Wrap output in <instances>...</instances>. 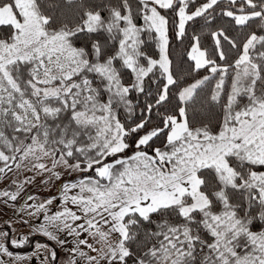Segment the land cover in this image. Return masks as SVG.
<instances>
[{"label": "snow or ice", "instance_id": "snow-or-ice-1", "mask_svg": "<svg viewBox=\"0 0 264 264\" xmlns=\"http://www.w3.org/2000/svg\"><path fill=\"white\" fill-rule=\"evenodd\" d=\"M0 183V264H264V0H0Z\"/></svg>", "mask_w": 264, "mask_h": 264}, {"label": "rangeland", "instance_id": "rangeland-1", "mask_svg": "<svg viewBox=\"0 0 264 264\" xmlns=\"http://www.w3.org/2000/svg\"><path fill=\"white\" fill-rule=\"evenodd\" d=\"M92 173H87L85 175H91ZM82 175L80 173L73 174L71 177L65 175L64 179H75L77 176ZM58 186V184H57ZM57 186H48V187H41L40 181L38 180L33 186L28 188L29 192H33L38 194L39 197H51L57 194L56 188ZM4 187V183H0V188ZM11 215V210H8L7 213H0V229H2L5 224L7 223L9 216ZM13 224H15V228H13V232H23V233H28L30 232V229L27 227L21 228L19 224H17L15 221H13ZM39 237L38 240H43L44 238Z\"/></svg>", "mask_w": 264, "mask_h": 264}, {"label": "trees", "instance_id": "trees-1", "mask_svg": "<svg viewBox=\"0 0 264 264\" xmlns=\"http://www.w3.org/2000/svg\"><path fill=\"white\" fill-rule=\"evenodd\" d=\"M39 237H36V239H38Z\"/></svg>", "mask_w": 264, "mask_h": 264}]
</instances>
